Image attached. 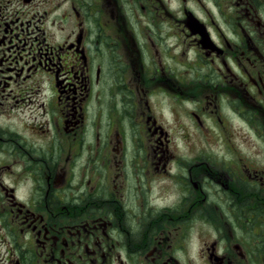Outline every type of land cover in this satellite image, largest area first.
Returning <instances> with one entry per match:
<instances>
[{
    "label": "flooded vegetation",
    "instance_id": "flooded-vegetation-1",
    "mask_svg": "<svg viewBox=\"0 0 264 264\" xmlns=\"http://www.w3.org/2000/svg\"><path fill=\"white\" fill-rule=\"evenodd\" d=\"M0 264H264V0H0Z\"/></svg>",
    "mask_w": 264,
    "mask_h": 264
},
{
    "label": "rangeland",
    "instance_id": "rangeland-1",
    "mask_svg": "<svg viewBox=\"0 0 264 264\" xmlns=\"http://www.w3.org/2000/svg\"><path fill=\"white\" fill-rule=\"evenodd\" d=\"M174 142H175V144H176V147L178 148V152H183V153H185L186 151H187V149H185L186 148V144H184V140L185 139H172ZM189 140V139H188ZM212 140V139H211ZM240 140H242V141H248L247 139H240ZM243 148H245L246 147V145H243L242 146ZM249 149L248 148H246V151H248Z\"/></svg>",
    "mask_w": 264,
    "mask_h": 264
}]
</instances>
